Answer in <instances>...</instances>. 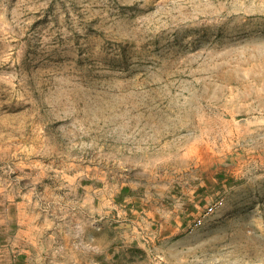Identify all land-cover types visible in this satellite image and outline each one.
Segmentation results:
<instances>
[{
  "label": "rangeland",
  "instance_id": "obj_1",
  "mask_svg": "<svg viewBox=\"0 0 264 264\" xmlns=\"http://www.w3.org/2000/svg\"><path fill=\"white\" fill-rule=\"evenodd\" d=\"M80 239L264 264V0H0V264Z\"/></svg>",
  "mask_w": 264,
  "mask_h": 264
},
{
  "label": "crops",
  "instance_id": "obj_2",
  "mask_svg": "<svg viewBox=\"0 0 264 264\" xmlns=\"http://www.w3.org/2000/svg\"><path fill=\"white\" fill-rule=\"evenodd\" d=\"M96 230L99 229L96 228ZM76 248L86 253L89 252L95 259L93 261V264H134L129 261L128 254L134 253L135 251L143 253L142 251L143 247H141L140 245L133 246L127 241H122V245H120L119 247L107 245L105 248H102L94 243H89V244L84 243L82 239H80V242L76 244ZM63 264H88V263L87 262L85 263L82 260L74 261L72 259L65 258V260H63Z\"/></svg>",
  "mask_w": 264,
  "mask_h": 264
}]
</instances>
